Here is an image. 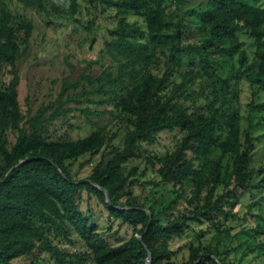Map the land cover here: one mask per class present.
I'll return each instance as SVG.
<instances>
[{"label":"trees","instance_id":"trees-1","mask_svg":"<svg viewBox=\"0 0 264 264\" xmlns=\"http://www.w3.org/2000/svg\"><path fill=\"white\" fill-rule=\"evenodd\" d=\"M20 1L55 14L80 8L78 0H71L68 8L67 0ZM87 1L98 9L101 0ZM101 2L115 11L105 51L117 61L116 69L65 78L51 116L81 97L113 102L115 112L113 121L76 139L47 133L45 109L27 125L18 95V59L30 42L34 22L0 8V264H43L47 255L60 264H149L150 255L151 264H235L229 259L235 235L225 223L248 192L264 185V164L255 166L258 137L242 125L246 81L253 97L264 96V4ZM130 15L137 18L130 20ZM6 66L12 74L9 82L2 79ZM95 93L101 97H91ZM248 105L250 120L252 111L264 112V101L252 98ZM177 127L182 137L173 150L142 151L143 142H154L162 131ZM121 129L123 145L113 146ZM9 130L17 132L13 143ZM111 145V156L104 155L88 177L76 178L69 170L68 160L90 162ZM216 150L220 155L211 156ZM150 166L162 186L147 190L143 184V191L135 193ZM189 180L195 187L185 210L173 211L172 201L159 200L169 185L177 191ZM92 193L110 216L133 228L122 243H111L91 209H84ZM263 203L264 197L255 199L249 208L258 206L263 212ZM216 215H224L226 222ZM192 221L210 222L217 238L190 243L188 258L181 260L177 256L184 246L172 249L170 244ZM62 237L81 242L83 249L67 250L55 242Z\"/></svg>","mask_w":264,"mask_h":264},{"label":"rangeland","instance_id":"rangeland-1","mask_svg":"<svg viewBox=\"0 0 264 264\" xmlns=\"http://www.w3.org/2000/svg\"><path fill=\"white\" fill-rule=\"evenodd\" d=\"M102 1V0H101ZM99 1L98 9L92 7L87 0H78L80 8L76 13L71 10L61 14L39 12L33 6L25 5L20 0H0V8L5 7L13 11L14 14L34 22V31L25 52L18 59L19 84L18 95L22 111L25 114L27 125L32 122L30 117L35 116L40 110L45 109L43 119L47 133L53 136L66 134L73 139L84 137L97 129L99 126L113 121L115 105L113 102L97 103L89 102L86 99L79 101L71 100L64 104L66 110L63 113L51 116L53 109L58 105L59 96L63 80L65 78L75 79L82 73L96 76L105 68L116 69L117 61L105 51L106 38L110 29L115 25V11L108 9L107 5ZM194 1V0H190ZM264 4V0H252ZM71 4L67 0L66 8ZM107 8V9H106ZM137 16L130 15L129 19L134 20ZM10 66H6L2 74V79L9 82L12 77ZM85 84H91L85 80ZM242 102V125L250 128L253 134L258 137L257 150L255 155V166L264 164V112H253L252 120L248 115L251 111L248 105L254 98L256 102H263L264 96L253 97L250 82L244 85ZM93 98H100L98 93L91 94ZM88 107L92 112H87ZM125 130L121 129L119 136L114 140L113 146H122ZM17 132L9 130V138L13 143L16 140ZM182 132L179 127L174 130H164L154 142H143L142 151L145 154H163L168 150H173ZM104 147L99 153L92 157L90 162L82 160H68V168L76 178H86L92 172L93 167L100 159L107 155L109 158L111 149ZM192 152L189 151V156ZM220 151H214L211 156L218 157ZM159 163H157L158 166ZM142 166H144L142 164ZM197 168H201L202 162L196 160ZM160 176L152 166L145 174L141 175V185H138L134 192L140 194L143 191L142 185L150 190L153 187L160 189ZM195 187L193 181H187L185 188L175 190L168 186L159 200L171 202L173 211H183L189 205V198ZM221 188H218L220 191ZM160 192V191H159ZM255 196V197H254ZM264 197V185L261 188L248 192L242 201L235 207L234 217L227 219L224 215H216L215 219L225 221V227L230 229V234L235 235L229 259L235 264H264V210L255 206L249 208V204L255 199ZM143 199V196L141 197ZM264 206V203H263ZM90 208L89 213L94 220L105 228L106 238L113 244L122 243L129 238L133 228L121 223V219L110 216L108 209L102 199L92 193L84 204V209ZM214 213L212 216H214ZM163 222L165 216L159 218ZM216 231L210 222L192 221L191 227L187 228L182 237H177L171 241V248L177 249L184 246L178 253V258L183 260L189 256V244L198 243L200 239L209 241L216 236ZM76 240L75 233L72 235ZM217 238V237H215ZM64 248L70 251L82 250L81 242L72 244L66 238L55 239ZM43 264H60L59 261L46 256Z\"/></svg>","mask_w":264,"mask_h":264},{"label":"water","instance_id":"water-1","mask_svg":"<svg viewBox=\"0 0 264 264\" xmlns=\"http://www.w3.org/2000/svg\"><path fill=\"white\" fill-rule=\"evenodd\" d=\"M24 160H21V162L20 163H22ZM107 202L108 203H111V199H110V196H109V194H108V192H107ZM151 213V212H150ZM151 215H152V213H151ZM151 261H152V255H150V257H149V264H151Z\"/></svg>","mask_w":264,"mask_h":264}]
</instances>
